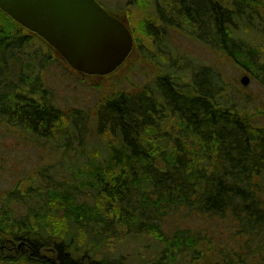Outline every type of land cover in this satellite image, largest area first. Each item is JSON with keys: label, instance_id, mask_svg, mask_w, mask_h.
<instances>
[{"label": "trees", "instance_id": "trees-1", "mask_svg": "<svg viewBox=\"0 0 264 264\" xmlns=\"http://www.w3.org/2000/svg\"><path fill=\"white\" fill-rule=\"evenodd\" d=\"M136 1L164 8V33L198 25L199 37L264 84V49L249 45L264 31L258 0ZM2 12L0 128L15 140L7 147L48 144L57 157L21 169L23 180L0 194V264H264V125L227 103L221 73L203 66L185 83L167 67L153 86L117 93L94 115L63 110L38 74L51 47ZM36 40L48 58H36ZM201 69L214 84L200 82ZM190 218L212 222L215 235L173 227ZM135 236L159 241L155 259L106 252Z\"/></svg>", "mask_w": 264, "mask_h": 264}, {"label": "rangeland", "instance_id": "rangeland-1", "mask_svg": "<svg viewBox=\"0 0 264 264\" xmlns=\"http://www.w3.org/2000/svg\"><path fill=\"white\" fill-rule=\"evenodd\" d=\"M109 8L116 16L120 17L129 24L137 37L138 45L136 52L129 58L118 71L110 76H87L74 70L71 65L58 54L56 49L49 46L53 52V58L44 62L43 68L37 65L38 74L44 78L46 86L52 89L55 104L63 110H82L86 115H94L96 111L107 99L122 91L134 92L139 91L146 85L153 86L158 75L166 74L167 67L175 76H181L180 79L189 83L193 72H199L201 67L210 69L217 78L221 73L225 86V100L230 105H237L243 113L247 112L252 115L251 122L256 126L264 125V84L260 79L253 77L248 68H242L235 64L233 60L218 52L209 37L204 39L198 36L203 33L202 28L191 26L187 21H182L181 27H175L161 36L155 37L154 33L149 31V23L151 22L157 29H161L155 17L150 15L149 3L139 5L136 0H98ZM260 2V18L264 20V0ZM201 9L204 4L199 3ZM204 8V7H203ZM1 9V8H0ZM3 11L2 9L0 10ZM6 14L4 11L2 12ZM10 17V15H5ZM5 20H8L5 18ZM14 20V19H13ZM15 21V20H14ZM16 22V21H15ZM12 23V22H11ZM17 23V22H16ZM22 25V24H21ZM155 27V28H156ZM204 29V28H203ZM17 30V29H16ZM208 36V35H206ZM155 43L161 44V54L150 52L148 55L142 51L146 46ZM249 45L260 46L264 49V31L262 33H253L249 38ZM36 58L40 60L42 55L47 54V47L41 45L36 40ZM48 44V43H47ZM52 55V53H51ZM165 56L175 57V64H165ZM47 57V55H46ZM48 58V57H47ZM264 62V50L259 53L257 61ZM175 65V66H174ZM200 82L206 84L210 81L211 72L201 69ZM249 75L251 82L243 85L241 78ZM221 102V98L218 99ZM10 133L5 134L0 128V166L7 167L6 175L0 169V194L5 193L13 186V181L17 179L23 180L21 169L28 173L37 168H41L49 161L54 160L57 156L50 152V145L45 147H37L29 145L26 140L19 141V148H8L14 146L15 140L10 137ZM18 143V142H17ZM9 175V177H8ZM175 219V217H174ZM172 224L175 226H185L193 229L207 230L211 235H215L217 226L212 222H200L196 218H190L184 223L175 220ZM136 238H127V241L118 245V249L107 246L106 252L110 255L124 253L132 254L137 263L141 261L155 259L158 253L159 241L153 237L135 236ZM120 246V247H119ZM126 246L125 248H122ZM136 257H139L138 259ZM142 259V260H141Z\"/></svg>", "mask_w": 264, "mask_h": 264}, {"label": "water", "instance_id": "water-1", "mask_svg": "<svg viewBox=\"0 0 264 264\" xmlns=\"http://www.w3.org/2000/svg\"><path fill=\"white\" fill-rule=\"evenodd\" d=\"M0 8L87 75L110 74L134 45L126 24L98 0H0ZM241 80L245 85L251 81L247 74Z\"/></svg>", "mask_w": 264, "mask_h": 264}, {"label": "flooded vegetation", "instance_id": "flooded-vegetation-1", "mask_svg": "<svg viewBox=\"0 0 264 264\" xmlns=\"http://www.w3.org/2000/svg\"><path fill=\"white\" fill-rule=\"evenodd\" d=\"M156 4V3H155ZM152 5V4H149L148 6H149V10H150V15L151 16H153V17H155V19H157V22H158V24H160V18H159V13L158 12H161L163 9L162 8H160V7H158V6H156V5ZM161 6H162V3H161ZM162 7H165V6H162ZM112 12V11H111ZM113 13V12H112ZM114 14V13H113ZM115 15V14H114ZM116 16V15H115ZM118 17V16H117ZM118 18H120V17H118ZM149 23V31H150V33H152L153 34V31H155V30H158L157 29V27L156 26H154V24H152L151 22H148ZM128 26H129V28L132 30V32L134 33V30H133V28L128 24ZM156 27V28H155ZM161 28V27H160ZM160 33H164V32H162L161 31V29H159L158 30Z\"/></svg>", "mask_w": 264, "mask_h": 264}]
</instances>
